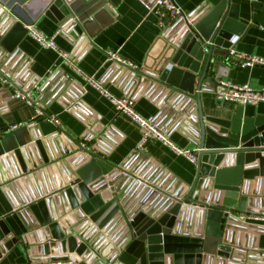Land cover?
Masks as SVG:
<instances>
[{
	"label": "water",
	"instance_id": "1",
	"mask_svg": "<svg viewBox=\"0 0 264 264\" xmlns=\"http://www.w3.org/2000/svg\"><path fill=\"white\" fill-rule=\"evenodd\" d=\"M15 1L0 0V64L10 74L36 22L28 6L38 3L40 13L77 39L92 35L91 24L109 11L107 0ZM261 27L264 0H205L164 29L153 65L144 64L149 72L134 71L161 84L166 106L198 149L188 192L183 185L148 190L153 199L138 205L142 212L132 210L123 166L81 146L46 110L26 125L30 141L0 136V259L43 229L61 259L76 264H205L212 254L264 264L233 245L238 220L227 212L257 202L253 183L264 178V115L245 116L240 106L232 119L215 118L205 115L202 102L204 92L229 77L228 49ZM116 64L126 65L110 59L96 78ZM63 156L71 167L57 186L52 164Z\"/></svg>",
	"mask_w": 264,
	"mask_h": 264
},
{
	"label": "crops",
	"instance_id": "2",
	"mask_svg": "<svg viewBox=\"0 0 264 264\" xmlns=\"http://www.w3.org/2000/svg\"><path fill=\"white\" fill-rule=\"evenodd\" d=\"M204 1L176 0L179 7L188 13L198 10ZM4 2L13 5L16 1ZM153 2L107 0L109 11L100 14V19L91 24V37L85 35L79 39L71 31L61 29L46 11L40 13L38 3L28 6L26 13L28 17L37 16L35 26L48 36L55 35L59 48L71 52L81 68L90 75L97 76L109 60V51H116L122 59L138 64L142 71L149 72L144 64L153 65L152 60L157 48L163 43L161 36L165 31L159 24ZM236 47L264 57V27L251 29ZM19 48L21 52L13 62V79L22 88L35 90L41 77H48L38 92L43 107L49 115L57 118L65 133L79 142H86L115 165L142 171L149 179L164 187L183 185L188 192L195 179L196 165L186 156L176 153L159 140L149 141L142 152H137L141 128L119 114L111 100L93 87L87 85L86 90H83L84 79L64 64L58 50L42 47L29 34L21 41ZM229 64L231 70L226 79L239 84L249 83L255 88L264 87V66L240 67L231 61ZM2 66L8 70L5 65ZM128 66L118 67L116 64L97 79L118 96L134 97L138 112L165 128L176 145L186 149L196 148L179 126L175 110L166 106L161 84L138 72L134 73L135 69ZM202 102L205 115L215 118L232 119L240 106L245 116L264 115V102L240 105L233 101H219L214 91L204 92ZM35 115V107L15 96V88L0 80V136L12 135L16 140L30 141L26 125L35 119ZM13 124L21 125L13 129ZM65 157L52 164L57 175V186L65 181L66 166L71 167ZM253 188L257 191L253 195L257 202L249 205L248 210H264L262 176L253 183ZM140 221L141 224L145 223L143 218ZM233 231L231 241L234 246L249 254L253 260H263L264 226L245 225L238 221V227ZM44 239L43 229H37L34 234L28 235L27 243H17L5 254L0 264H71L69 261H59L63 258L59 246L48 245L49 242ZM224 258L212 254L206 258L205 264H240L235 259Z\"/></svg>",
	"mask_w": 264,
	"mask_h": 264
},
{
	"label": "built area",
	"instance_id": "3",
	"mask_svg": "<svg viewBox=\"0 0 264 264\" xmlns=\"http://www.w3.org/2000/svg\"><path fill=\"white\" fill-rule=\"evenodd\" d=\"M153 9L159 16V24L163 28L171 27L180 19L187 18L189 15L188 12H185L179 7L176 0H154ZM28 34L42 47L56 49L59 51L64 64L84 79L85 84L83 85V90H86L87 85L93 87L111 100L119 114L126 116L141 128L142 136L139 143L137 144V152H142L149 141L159 140L171 147V149L176 153L186 156L192 163H197V148L186 149L176 145L170 138L168 131L165 128H163L155 120L147 118L140 112H138V110L136 109V100L134 99V97L127 95L118 96L112 93V91H110L99 79H97L96 76L90 75L85 72L71 52L59 48L55 40V35L48 36L35 25L29 27ZM236 40L237 38H235V40L233 41L236 42ZM228 55L230 61L240 67H253L257 65L264 66L263 56L241 51L236 46H231L228 49ZM108 56L109 60H118L122 63H126V65L130 64L129 66H131V68H134L135 70L142 71V67L140 65L129 63L127 60L122 59L116 51H109ZM47 79L48 77L46 76L41 77V81L38 82V85L35 89L36 91L33 89H24L19 86V84L13 79L10 72L0 64L1 82L5 85L13 86L15 88V96L21 98L22 100H25L35 107V118L42 115L45 110L38 91L41 88L42 83ZM214 93L216 99L219 101H233L240 105L258 104L264 102V87L255 88L249 83L239 84L226 78L220 80L219 84L215 87ZM51 117L53 120L59 123L56 117ZM20 125L21 124H13L11 128L15 129ZM80 143L81 146L87 148L88 150L96 152L92 149L91 146L87 145L86 142ZM123 169V175L131 179V181H129L126 194L128 198H132L131 201L134 204L132 210L136 209L139 210L138 212H142L139 208H137L138 205L146 203L145 199H153L150 194L146 192L148 190L150 192H156L157 188L164 186H161L160 184H158V182L156 183L153 180L149 179L142 173V171H133L131 167L127 166H123ZM145 193L148 194L147 197H143V194ZM147 204H145V206ZM227 212L236 220L245 225L257 224L264 226V210L238 211L234 209H228ZM127 220L130 221V219ZM59 261H69V263L71 264L75 263V261L70 257L67 259H60Z\"/></svg>",
	"mask_w": 264,
	"mask_h": 264
}]
</instances>
